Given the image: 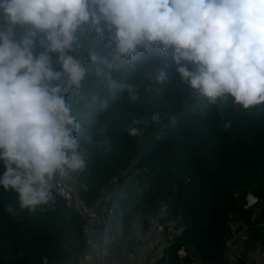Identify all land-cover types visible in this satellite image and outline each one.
<instances>
[{"label":"clouds","instance_id":"obj_1","mask_svg":"<svg viewBox=\"0 0 264 264\" xmlns=\"http://www.w3.org/2000/svg\"><path fill=\"white\" fill-rule=\"evenodd\" d=\"M146 51L165 61L150 81L174 67L212 105L264 104V0H0V185L21 208L47 205L86 166L91 136L68 97L94 74L113 100H137L140 84L112 72L135 73Z\"/></svg>","mask_w":264,"mask_h":264},{"label":"trees","instance_id":"obj_2","mask_svg":"<svg viewBox=\"0 0 264 264\" xmlns=\"http://www.w3.org/2000/svg\"><path fill=\"white\" fill-rule=\"evenodd\" d=\"M164 64L159 53L146 51L135 73L112 72L120 82L140 84L135 101L126 92L113 100L107 82L94 74L68 97L91 136L81 145L86 166L74 173L86 182L80 196L91 204L118 170L136 159L149 172L120 199L107 234V254H127L144 218L170 198L173 211L184 217L185 230L168 250L169 264H182L174 253L179 245L203 263L225 264L228 218L250 221L253 211L243 205L246 193L264 197V104L246 110L229 98L212 105L182 83L174 67L167 69L163 83L147 79L148 67ZM131 127L140 130L137 136L129 135ZM4 171L0 161V176ZM86 251L81 214L63 196L21 208L18 193L0 185V264H80Z\"/></svg>","mask_w":264,"mask_h":264},{"label":"built area","instance_id":"obj_3","mask_svg":"<svg viewBox=\"0 0 264 264\" xmlns=\"http://www.w3.org/2000/svg\"><path fill=\"white\" fill-rule=\"evenodd\" d=\"M149 172V168L141 166L137 160L118 170L104 187L99 197L87 205L80 196L81 189H86V182L79 180L74 174L72 178L61 182L59 188L54 187L53 199L63 196L68 207L75 208L78 212L82 209L83 228L87 247L98 253L97 264H126L138 258L145 250L151 252L157 246L164 247L167 252L159 264H169L168 250L177 244L179 237L185 230V221L182 214L173 211L171 199H166L159 209L144 218V226L136 235L130 251L125 255L109 256L106 251L107 234L112 227L115 209L120 199L126 194L127 188L139 185L140 175ZM238 194V193H236ZM243 205L253 211L250 221L230 216L227 220L229 235L225 241V264H238L235 255L236 243L239 237L255 226H264L262 213L264 212V197L253 191H248L244 197ZM177 260L182 264H206L198 256L191 254L185 245H179L174 251ZM188 258L190 261L184 263ZM80 264H87L85 255Z\"/></svg>","mask_w":264,"mask_h":264},{"label":"crops","instance_id":"obj_4","mask_svg":"<svg viewBox=\"0 0 264 264\" xmlns=\"http://www.w3.org/2000/svg\"><path fill=\"white\" fill-rule=\"evenodd\" d=\"M79 213L81 216L84 215L82 209ZM166 253L164 247L157 246L152 248L151 252L145 250L138 258L126 264H159ZM235 255L238 264H264V235L256 230L247 231L241 235L236 243ZM85 259L87 264H97L98 253L87 247Z\"/></svg>","mask_w":264,"mask_h":264},{"label":"rangeland","instance_id":"obj_5","mask_svg":"<svg viewBox=\"0 0 264 264\" xmlns=\"http://www.w3.org/2000/svg\"><path fill=\"white\" fill-rule=\"evenodd\" d=\"M257 232H258L259 234H262V235H264V227H263V228H261V229H259Z\"/></svg>","mask_w":264,"mask_h":264}]
</instances>
